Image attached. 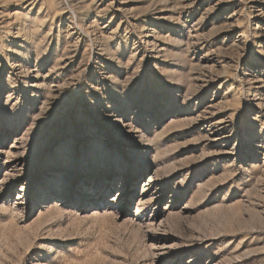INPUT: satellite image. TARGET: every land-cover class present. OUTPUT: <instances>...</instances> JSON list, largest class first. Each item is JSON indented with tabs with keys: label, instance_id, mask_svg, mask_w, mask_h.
Returning a JSON list of instances; mask_svg holds the SVG:
<instances>
[{
	"label": "rangeland",
	"instance_id": "1",
	"mask_svg": "<svg viewBox=\"0 0 264 264\" xmlns=\"http://www.w3.org/2000/svg\"><path fill=\"white\" fill-rule=\"evenodd\" d=\"M0 264H264V0H0Z\"/></svg>",
	"mask_w": 264,
	"mask_h": 264
}]
</instances>
